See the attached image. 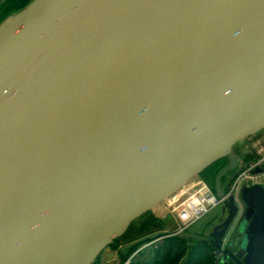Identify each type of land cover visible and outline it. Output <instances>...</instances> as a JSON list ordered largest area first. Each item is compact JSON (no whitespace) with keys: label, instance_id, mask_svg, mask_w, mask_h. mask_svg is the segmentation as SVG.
Segmentation results:
<instances>
[{"label":"water","instance_id":"obj_1","mask_svg":"<svg viewBox=\"0 0 264 264\" xmlns=\"http://www.w3.org/2000/svg\"><path fill=\"white\" fill-rule=\"evenodd\" d=\"M262 129L264 0L31 1L0 27V264L94 263L228 158L222 197L233 148ZM239 198L211 244L229 233L224 262L264 264V187Z\"/></svg>","mask_w":264,"mask_h":264},{"label":"trees","instance_id":"obj_2","mask_svg":"<svg viewBox=\"0 0 264 264\" xmlns=\"http://www.w3.org/2000/svg\"><path fill=\"white\" fill-rule=\"evenodd\" d=\"M31 1L33 0H10L8 8H12L13 11L17 12L25 8ZM257 159V156L247 153L240 162L244 165H250ZM228 162V158L215 162L198 175L199 179L214 191L215 177ZM225 177L221 183L225 181ZM138 220L140 223L136 228L133 227V230H131L130 226L125 232L126 234L113 241L109 246L112 250H119L121 264H231L233 262L231 259L224 262L223 259L219 260L215 257V248L211 244V231L208 230L207 224L201 227L195 235H190L187 231L181 235H171L168 231L164 232L166 226L163 225L162 220L155 218L150 212L142 215ZM156 233H163V238L155 242L147 240L125 253L120 251L121 247ZM187 235L205 238L207 241ZM122 238L126 242L120 243L119 241Z\"/></svg>","mask_w":264,"mask_h":264},{"label":"built area","instance_id":"obj_3","mask_svg":"<svg viewBox=\"0 0 264 264\" xmlns=\"http://www.w3.org/2000/svg\"><path fill=\"white\" fill-rule=\"evenodd\" d=\"M238 168L239 173L233 178L228 188L223 191L222 197H218L203 181L197 180L191 183L190 188L185 191L180 198L173 199L172 202L169 203L168 208L176 224V230L171 235H181L185 233L210 212L214 211L216 208H221L229 197H233L237 207V214L232 225L234 226L238 222L243 211L239 198L241 189L253 185L264 187V156L250 165H241L240 162ZM254 170H258V173H253ZM182 197L185 198L180 201ZM228 234L221 240L218 248L214 247V255L219 260L223 259V250L228 241Z\"/></svg>","mask_w":264,"mask_h":264},{"label":"rangeland","instance_id":"obj_4","mask_svg":"<svg viewBox=\"0 0 264 264\" xmlns=\"http://www.w3.org/2000/svg\"><path fill=\"white\" fill-rule=\"evenodd\" d=\"M263 134H264V129H262L261 131H259L257 134L252 135V136H249V137L245 138L244 140H242L241 142H239L233 148V150L235 151V149L238 148V146L247 145V144L248 145H251L252 142H254L256 139H258ZM230 176H231V174H229L227 177H225V181L223 182V187H226L225 186L226 185V182H228ZM197 180H200L198 176L192 178L189 182H187L184 186H182L178 191H176L174 194H172L171 196H169L168 198H166L165 200H163L161 203H159L157 206H155L154 208H152L148 212H150L152 214V216H154L153 215V212H155V210H157L158 208L161 210L160 212H163V211L166 212L165 211L166 204H167V207H168V205H169L168 203L170 201L172 202V199H174L175 197H177L180 194H182V192L187 191L190 188L191 183L192 182H195ZM185 197H182L180 199V201L182 199H184ZM178 198H180V197H178ZM168 210H169V208H168ZM226 217H227V213L222 210V207L221 208L220 207L219 208H216L214 211L210 212L207 216H205L201 221H199L197 224H195L189 230H187V233H189L190 235H195L196 233L199 232L200 228L203 227L205 224H207L208 230L211 231L215 226H217L218 224H221L222 222H224V220H225ZM138 219L139 218H136L133 221L134 223L132 222L133 224L130 225L131 226V228H130L131 230H133V227L136 228L139 225L140 221ZM162 222H163V225L166 226L164 232L165 231H168L169 233L172 234L176 230V224H175L174 220L172 219V216H171L170 212H166V216L162 219ZM243 226H244V223L242 222V223L239 224L238 227H236V228L233 227L232 232H236V233L241 232L242 229H243L242 228ZM131 230H130V232H131ZM119 242L120 243H124L126 241H125V239L122 238V239H120ZM94 263L95 264H121L119 250H112L111 248L105 249L96 258V260H95Z\"/></svg>","mask_w":264,"mask_h":264},{"label":"crops","instance_id":"obj_5","mask_svg":"<svg viewBox=\"0 0 264 264\" xmlns=\"http://www.w3.org/2000/svg\"><path fill=\"white\" fill-rule=\"evenodd\" d=\"M9 1L10 0H0V27L5 23V21L7 20V19H9L10 17H12V16H14L15 14H17L18 12H20V11H17V12H15V11H13V9L12 8H8L9 6ZM24 9V8H23ZM235 152L237 153V154H251V155H253V156H257V158L259 159V158H261V157H263L264 156V134L262 135V136H260L258 139H256L254 142H252L251 143V145H242V146H238V148H236L235 149ZM241 161V160H240ZM240 161H239V163H240ZM241 165H244L242 162H241ZM239 166V165H238ZM239 170V168H237V171ZM236 172V171H235ZM235 172H233V173H231V176H230V178H229V180H228V182H226V187H223V183H221V186H222V189H223V191H225L227 188H228V186H229V184L231 183V181L233 180V178H234V173ZM184 192H182V194H183ZM182 194H180L179 196H177V197H175V198H178V197H180ZM174 198V199H175ZM173 200V199H172ZM171 202V201H170ZM169 202V203H170ZM168 203V204H169ZM161 210L158 208L157 210H155V212H153V215H154V217L155 218H157V219H159V220H162L165 216H166V212H169V210H168V207H167V204H166V208H165V211L166 212H164L163 210V212H160ZM109 248V247H108ZM108 248H106V249H108ZM105 250V249H104ZM103 250V251H104ZM102 253V252H101ZM100 255V254H99ZM98 255V256H99ZM97 256V257H98ZM96 260V259H95ZM95 262V261H94Z\"/></svg>","mask_w":264,"mask_h":264},{"label":"flooded vegetation","instance_id":"obj_6","mask_svg":"<svg viewBox=\"0 0 264 264\" xmlns=\"http://www.w3.org/2000/svg\"><path fill=\"white\" fill-rule=\"evenodd\" d=\"M242 241H243V235L240 233H235L234 235H232L231 240H230V244H231V248L234 249V253L237 255H240V261H243V258L245 257V252L244 249L242 248ZM231 264H236L234 262H232Z\"/></svg>","mask_w":264,"mask_h":264}]
</instances>
